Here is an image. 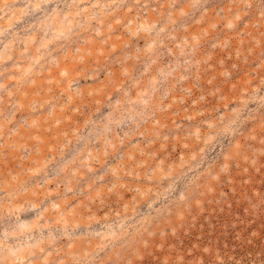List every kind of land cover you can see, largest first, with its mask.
I'll return each mask as SVG.
<instances>
[{
  "label": "rangeland",
  "instance_id": "obj_1",
  "mask_svg": "<svg viewBox=\"0 0 264 264\" xmlns=\"http://www.w3.org/2000/svg\"><path fill=\"white\" fill-rule=\"evenodd\" d=\"M0 264H264V0H0Z\"/></svg>",
  "mask_w": 264,
  "mask_h": 264
}]
</instances>
